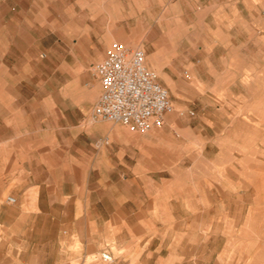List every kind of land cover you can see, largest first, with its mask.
<instances>
[{
  "label": "rangeland",
  "instance_id": "obj_1",
  "mask_svg": "<svg viewBox=\"0 0 264 264\" xmlns=\"http://www.w3.org/2000/svg\"><path fill=\"white\" fill-rule=\"evenodd\" d=\"M115 43L162 127L93 119ZM0 264H264V0H0Z\"/></svg>",
  "mask_w": 264,
  "mask_h": 264
},
{
  "label": "built area",
  "instance_id": "obj_2",
  "mask_svg": "<svg viewBox=\"0 0 264 264\" xmlns=\"http://www.w3.org/2000/svg\"><path fill=\"white\" fill-rule=\"evenodd\" d=\"M94 73L102 92L94 105L93 119L121 123L139 133L165 124L173 102L158 73L147 65L144 49L115 43L94 66ZM8 201L15 202L16 198L9 196ZM101 257L107 263L115 261L108 250Z\"/></svg>",
  "mask_w": 264,
  "mask_h": 264
},
{
  "label": "bare ground",
  "instance_id": "obj_3",
  "mask_svg": "<svg viewBox=\"0 0 264 264\" xmlns=\"http://www.w3.org/2000/svg\"><path fill=\"white\" fill-rule=\"evenodd\" d=\"M120 41H122V43H126V44H128V43H130L129 41H124V40H120ZM132 44H134V45H139V42L136 40V41H133V42H131ZM154 67H155V69H156V71H158V72H162V70H161V67L159 66V65H156V64H154Z\"/></svg>",
  "mask_w": 264,
  "mask_h": 264
},
{
  "label": "crops",
  "instance_id": "obj_4",
  "mask_svg": "<svg viewBox=\"0 0 264 264\" xmlns=\"http://www.w3.org/2000/svg\"><path fill=\"white\" fill-rule=\"evenodd\" d=\"M98 121H107V120H98ZM149 132V131H148Z\"/></svg>",
  "mask_w": 264,
  "mask_h": 264
}]
</instances>
